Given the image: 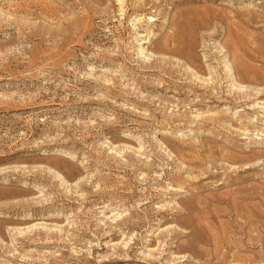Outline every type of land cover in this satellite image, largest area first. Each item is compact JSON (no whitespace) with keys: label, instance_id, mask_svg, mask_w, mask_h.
Listing matches in <instances>:
<instances>
[{"label":"rangeland","instance_id":"374dc122","mask_svg":"<svg viewBox=\"0 0 264 264\" xmlns=\"http://www.w3.org/2000/svg\"><path fill=\"white\" fill-rule=\"evenodd\" d=\"M125 1L0 0V264H264V84L223 48L264 0Z\"/></svg>","mask_w":264,"mask_h":264},{"label":"bare ground","instance_id":"6f19581e","mask_svg":"<svg viewBox=\"0 0 264 264\" xmlns=\"http://www.w3.org/2000/svg\"><path fill=\"white\" fill-rule=\"evenodd\" d=\"M77 1V0H75ZM81 5H83V8L86 12H102L107 13L108 8L103 7L104 0H90L89 3H87L86 0H80ZM131 1V5L133 7V14L138 13V15H141L142 17H139L138 21H150L152 20L155 15H150L148 13L149 5L153 2V0H144L143 3H141L140 0H133ZM106 2V1H105ZM183 2V0H172L171 3L177 4ZM94 5L97 8H94ZM119 5V11L125 12L127 14L128 8L125 0H118ZM177 15V14H176ZM129 18H131L132 15L129 14ZM180 16V15H179ZM149 17V18H148ZM223 16H217L216 19L222 20ZM227 17V16H226ZM229 17V16H228ZM179 20V19H178ZM226 20V19H225ZM227 20H231L228 18ZM233 20V19H232ZM251 20L246 22H240L236 23L233 21V24L235 25V29L227 28L226 33L228 37V42L230 43V47H227L224 43L223 48H228L231 52V57L233 58V67L235 69L236 77L238 82L244 83L248 81L247 77H252L253 80L258 83L264 84V36H257L250 33V24ZM232 23V22H231ZM232 24V25H233ZM172 25H178L179 21H176V17L174 16L172 18ZM233 27V26H232ZM197 28V27H196ZM195 28V29H196ZM241 32V33H240ZM247 35H250L249 37L254 39L253 42L249 44H245L246 42H243V38ZM251 41V40H250ZM199 46V42L194 36L191 38L186 44L183 42H180L178 39V36L176 33H169L165 35V38L160 42V44L155 46V51L157 53L170 55V56H177L181 59H185L186 63L194 67L198 73H201L202 76L207 77L208 73L206 72L205 68H201L198 64V58L195 55V51ZM252 57V58H251ZM248 60H254L259 65L253 66L251 65ZM252 81V82H254ZM263 155L259 153H255L253 158H261ZM252 159V158H251ZM53 164L56 165V168L60 170H66L62 163L54 162ZM67 165V164H66ZM69 167H72L70 165H67ZM67 168V167H66Z\"/></svg>","mask_w":264,"mask_h":264}]
</instances>
